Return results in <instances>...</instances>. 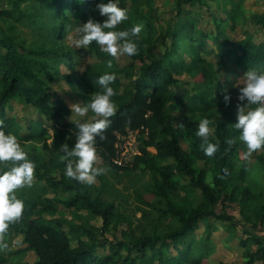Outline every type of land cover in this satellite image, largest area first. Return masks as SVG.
I'll return each instance as SVG.
<instances>
[{
    "label": "trees",
    "instance_id": "obj_1",
    "mask_svg": "<svg viewBox=\"0 0 264 264\" xmlns=\"http://www.w3.org/2000/svg\"><path fill=\"white\" fill-rule=\"evenodd\" d=\"M4 1L11 2L16 13L20 11L21 2L31 0H0V3ZM35 1L37 2L34 6L35 10H42L47 20L44 25L45 38L53 40L54 43L50 52L38 48L24 49L22 46L18 49L13 36L0 31V121H2L0 127L6 134H14L21 145L30 142L46 144L49 140L47 135H50L49 147L54 156L56 155V159L50 157L46 159L38 153H27L35 163L36 180L45 181L48 185L32 182L30 186L25 185L19 189L18 198L23 200L24 210L18 220L9 224L5 231L7 237L22 236L25 246L17 252L33 251L36 257L33 264H208L203 260H206L214 248L208 237H203V241H196L192 237L194 230L202 221L210 229L211 225L206 221L210 216L226 217L231 220L232 225L234 223L236 225L234 217L224 214L223 208L217 211V204L225 199L233 203L238 202L237 196L241 194L244 202L241 208L243 210L247 205V198L251 196L250 191L241 185L228 158L229 141L239 139V130L234 127L236 115L232 113L216 130L219 142L217 151L209 161L212 166V182H209L207 169L195 165L193 153L194 151L196 153L198 143L190 147L192 152L185 151L181 145V138H191L195 135V127H191L190 122L181 125L173 112L178 105H185L189 106L192 112L206 115L214 105L213 98L223 100L221 89L226 88L231 95L237 94L227 87L225 81L218 80L215 66L203 55L214 54L219 60L226 57L235 65L242 67L245 72L249 69L264 71V40L256 43L250 37H245L233 47L226 39L225 31L221 29V21L216 20L215 33H209L198 26L189 9L182 11L184 4L209 7L208 2L211 0H177L175 23L168 25L164 33H157L152 23L155 17L151 7L152 0H146L148 13L136 9L127 11L128 19L118 26L120 29H130L137 23L143 24L136 41L138 51L133 56L140 62L137 67L131 62L124 68H118L95 41L88 46V50L100 56V61L80 75L73 71V76L77 78V83L80 84L87 100L93 92L101 90L96 83L100 75L104 72H112L116 75L111 86L116 93L112 99L117 106V112L110 118L112 123L104 130V139L96 138L97 153L104 162L117 171L135 170L139 165H142L143 170L149 171L151 182L148 183L146 190L154 195V200L148 201L138 195V201L156 211L157 221H170L167 229L160 233L141 230L135 234L131 221L126 218L127 224L122 234L128 236V239L110 242L105 239L104 231L114 220L115 205L103 201L99 194L92 197L89 190L83 187L82 182L74 180L71 184L64 174L66 162L59 159L63 153L58 149L65 142L70 147L74 146L78 129L76 120L62 121L72 112L63 98L51 92L48 82L52 80L50 73L52 67L44 61L50 53V56L62 57L53 62L56 66L55 71L60 70L58 67L60 64L66 68H73L78 63L73 54L58 53L54 49L55 46H60L58 42L62 40L64 31L72 27L79 28L80 24L89 19L102 22L105 17L100 16L95 7L99 0ZM241 1L224 0L225 4L231 5V8L224 11L226 16L234 18ZM135 2L136 0H132L133 4ZM127 4V0H118V6L121 8L127 9ZM73 9L77 12L74 18ZM20 14L23 15L21 12ZM48 21L51 24H48ZM42 28L43 26L39 27L38 32H43ZM168 40L169 44H167ZM208 42L215 44L216 48L209 47ZM35 54L40 55L39 58H36ZM109 60L112 62L111 68L107 66ZM181 72L192 76L203 75V83H201L203 85L193 96L196 97V102L191 101L193 97L188 93L175 94L177 91L174 87L179 83L177 74ZM120 73L128 81L125 86H122ZM68 82L73 88H77L71 79ZM12 100L35 108L45 121L50 122V128L43 125V122L34 120L30 121L26 125V131L21 133L20 122L6 110ZM50 129L51 133H49ZM126 129L146 131L147 137L141 140L140 152L134 156L132 163L119 167L112 163L111 157L118 136H123ZM197 140L195 136L192 144ZM10 166V162H0V170H7ZM58 169H60L59 178L55 176ZM194 189L200 191L202 200L200 204L189 208L187 207L189 200L186 196ZM73 191L75 192L72 193ZM50 192L53 194L52 197L47 196ZM67 192H71L72 195L63 201L66 207L84 208L92 215L100 216L102 220L98 232H95V227L84 228L88 239L77 238L75 245H71V237L63 228L60 219L43 215V212L53 214L56 207L52 201L60 193ZM138 210L143 217L150 214L145 208L138 207ZM254 211L257 224L263 223L264 200L256 205ZM242 218L250 221L244 213ZM156 226L157 224H154V230H157ZM241 230L245 236L239 241L245 248L244 261L241 264L264 262L262 237L256 236L254 229L247 226L242 225ZM253 244L256 245L255 250L250 248ZM100 245L107 246V249H100ZM122 250L126 253L122 254ZM134 251L136 255H133ZM192 251L199 256L193 255ZM12 253L14 252L10 254ZM9 262L0 251V264H9ZM17 264L26 263L19 261Z\"/></svg>",
    "mask_w": 264,
    "mask_h": 264
},
{
    "label": "rangeland",
    "instance_id": "obj_2",
    "mask_svg": "<svg viewBox=\"0 0 264 264\" xmlns=\"http://www.w3.org/2000/svg\"><path fill=\"white\" fill-rule=\"evenodd\" d=\"M176 2L177 0H152L151 7L155 15L152 23L154 24L157 33H164L168 25L175 23L177 17ZM35 3H37L35 0L21 2L19 8L20 11L15 13L11 2H1L0 31L13 36L18 49H21L20 46H22L24 49L38 48L50 52L52 48L51 45H53L54 41L45 38L44 31L46 26L44 27V25L47 20L44 18L42 10H35ZM127 3V11L129 12L136 9L137 11L148 13L146 0H136L134 4L132 3V0H127ZM208 3L209 7H204L200 4H184L182 6V11L189 9L193 13L198 26L209 33L214 34L216 31L215 21H221V29L225 31L226 39L232 43L233 47L239 40H242L245 37H250L251 40L256 43L264 40V0H242L241 5L237 8V15L232 19L229 16H226L224 12L231 8V5L225 4L224 0H211ZM20 12L23 13V15L20 14ZM76 13V10L73 9V18L76 16ZM29 16H32L33 18L29 19ZM224 20L226 21L224 22ZM48 24H51V22L48 21ZM41 26H43V32H38V28ZM77 30L78 28L76 27L65 30L62 40L58 42V45L60 46H55L54 48L58 53L73 54L74 59L78 60V63H76L73 68H66L60 64L58 65L60 70L55 71L56 66L53 62L59 58L58 55L50 56L49 53V55L44 58V61L52 67V70L50 71L52 80L48 82L51 92L55 94V96L63 98L69 108L72 103H83L87 101V97H85L84 92L81 90L80 84L77 83V78L73 76V71H75L77 75H80L87 68L94 66L100 61V56L97 53L83 47L76 48L74 46L73 39L78 35ZM208 43H210L209 47L216 48L215 44H211V42ZM167 44H169V40ZM162 48L163 47H161V49ZM34 56L39 58L40 55L35 54ZM110 57L117 64L118 68H124L131 62L137 67L140 63L139 60L134 59L133 56L129 57L127 54L120 55L119 57ZM203 57L208 61H211L215 66L218 80L225 81L227 87L237 94L231 95L230 104H225L224 99L221 101L217 97L213 98L212 102L214 105L206 115L192 112L189 106L185 105H178L173 114L178 117L181 125L190 122L192 123L191 127H195V135L191 138H181V145L185 151L192 152L190 151V147L195 146L198 143L196 153L195 151L193 153L195 156V165L196 167H205L208 171L207 180L212 182V166L209 161L213 155L207 156L201 148L202 139L196 135L198 122L203 117H207L211 121L213 131L209 139L212 143L217 144L219 138L217 137L216 130L218 129L219 124L223 123V120L227 119L232 113L236 115L239 88L243 86V76L246 72L242 67L235 65L226 57L221 60L215 57L214 54L203 55ZM59 59H62V57ZM220 61L221 65L218 66ZM119 77L122 81V86H125L128 83L127 79L121 73ZM177 77L179 83L174 87V90L177 91L175 93L176 95L185 92L193 97L194 94L199 91L198 88L203 85L201 84L203 83L202 74L192 76L189 73L181 72L180 74H177ZM70 79L74 82L77 88H73L72 85L69 84L68 81ZM121 89L122 87L120 90ZM191 101L196 102V97H193ZM253 107H255V105H253ZM6 110L8 114L14 115L20 122L22 127L21 133H24L27 129L26 125L34 120L43 122V125L50 128V122L45 121L44 117L35 108L29 105H23L17 100H12L8 104ZM93 115V113L89 112L85 117H78L72 112L70 116L65 117L62 121H74L77 119L86 120ZM49 131V133H51V129ZM195 136L198 140L196 143L194 142V144H192ZM47 137L49 140H47L46 144L43 142H30L21 146L26 153H38L46 159L50 157L55 160L56 155L54 156L52 149L49 147L51 139L50 135H47ZM228 148V158L231 162V168L234 173L237 174L241 181V185L250 191L251 196L247 198V205L244 206L243 210H241L244 205V202L241 199V194L237 196L238 202L233 203L225 199L217 204V211H220L223 208L225 212L224 214L234 217L236 225L235 223L232 225L231 220H228L226 217L213 218L210 216L206 220L211 225L210 229H208L206 223L202 221L194 230L192 237L196 241H203V237H208L211 241V246L214 248V251L206 257V260H203V262H207L208 264H241L244 261L245 248H243L239 242L241 238L245 237L241 232L242 225L254 229L253 232L255 235L262 237L264 242V222L257 224V220L254 218L256 205L264 200V147L249 153L244 142H241L238 139L237 141L229 143ZM97 155L98 161L95 166L104 168V172L100 177H96L94 183L88 184L82 182V185L85 189L89 190L92 197L99 194L103 201L106 203L112 202L115 205L116 215L113 222L104 231L105 239L110 242L127 240L128 236L122 234V231L127 224V222H125L126 218L131 221L132 230L135 234H138L141 230L150 233H160L166 230L170 221H157L158 215L156 211L143 205L137 198L138 195H141L142 199L148 201L154 200V195L146 190L148 183L151 182L150 172L143 170L142 165H139L135 170L117 171L108 163L101 160L98 153ZM59 159H62V156H60ZM56 162L58 163V161ZM59 170L60 169L55 172L57 178L60 176ZM66 178L71 184L74 183L75 179L67 176ZM183 181L186 182V180ZM32 182L47 184L45 181L36 180L34 175ZM19 189L20 188L16 190L17 197ZM74 192L75 191L72 193ZM72 193H60L58 197L54 198L52 201L53 205L56 207L54 213L43 212V215L45 217L60 219L63 228L68 232L69 237H71V245H75L77 238L83 240L88 239L84 228L93 229L92 227H95V232H98L102 226V220L100 216H94L84 208L70 209L66 207L63 201L72 195ZM182 194L184 193L182 192ZM47 196L52 197L53 194L50 192ZM186 197L189 200L187 204V207L189 208L200 204L202 200V195L197 189L188 193V196ZM138 207L147 209L150 212L149 216H141ZM243 213L250 218V221L242 218ZM154 224H157V230H154ZM24 246L25 244L22 241L21 235L9 238L5 232L0 233V251L4 254L6 259L10 261L9 264H17L19 261L26 264L34 263L36 257L33 251L17 252L22 250ZM99 247L100 249H107V246L103 247V245H100ZM250 248L255 250L256 245H250ZM171 251L173 252L172 248ZM11 252L14 253L10 254ZM125 253V250H122V254ZM192 254L197 257L199 256L195 251H192ZM133 255H136L135 251L133 252ZM256 264H264V262L258 261Z\"/></svg>",
    "mask_w": 264,
    "mask_h": 264
},
{
    "label": "clouds",
    "instance_id": "obj_3",
    "mask_svg": "<svg viewBox=\"0 0 264 264\" xmlns=\"http://www.w3.org/2000/svg\"><path fill=\"white\" fill-rule=\"evenodd\" d=\"M95 7L105 19L102 22L89 19L80 24L78 35L73 39L74 46L87 49L95 41L102 51L112 57L123 54L134 56L138 51L136 41L143 24L137 23L130 29L118 28L122 21L128 19L127 9L119 7L118 0H99ZM107 66L112 67L111 60ZM115 79V73L104 72L96 81L100 91L93 92L86 102L70 105L71 112L78 117H85L89 112L94 115L83 121L76 120L78 131L74 146L70 147L65 142L58 149L63 153L65 175L69 178L92 184L104 172V168L95 166L98 161L96 138L104 139V130L112 123L110 118L117 112L112 99L116 93L111 86ZM242 85L237 97L234 127L239 130V140L246 144L251 153L264 147V71L249 69L243 76ZM221 91L225 104H230L231 94L226 88ZM212 131L211 121L207 117L201 118L196 135L202 139L201 148L207 156H212L218 147L209 139ZM0 162L11 163L7 170H0V233H4L9 224L18 220L23 213L24 202L17 197L16 190L31 185L35 163L28 157L17 137L12 133L6 134L2 127Z\"/></svg>",
    "mask_w": 264,
    "mask_h": 264
},
{
    "label": "built area",
    "instance_id": "obj_4",
    "mask_svg": "<svg viewBox=\"0 0 264 264\" xmlns=\"http://www.w3.org/2000/svg\"><path fill=\"white\" fill-rule=\"evenodd\" d=\"M146 137V131L126 129V133L123 136H118L115 151L111 157L112 163L119 167L131 164L134 156L140 152L141 140ZM100 159L103 160L101 156Z\"/></svg>",
    "mask_w": 264,
    "mask_h": 264
},
{
    "label": "crops",
    "instance_id": "obj_5",
    "mask_svg": "<svg viewBox=\"0 0 264 264\" xmlns=\"http://www.w3.org/2000/svg\"><path fill=\"white\" fill-rule=\"evenodd\" d=\"M49 218V217H48ZM52 218V217H51Z\"/></svg>",
    "mask_w": 264,
    "mask_h": 264
}]
</instances>
